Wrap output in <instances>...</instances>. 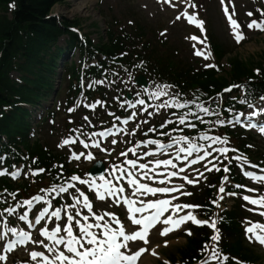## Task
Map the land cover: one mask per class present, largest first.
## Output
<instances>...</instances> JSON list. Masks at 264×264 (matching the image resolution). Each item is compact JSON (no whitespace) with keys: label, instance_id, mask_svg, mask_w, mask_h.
<instances>
[{"label":"snow or ice","instance_id":"1","mask_svg":"<svg viewBox=\"0 0 264 264\" xmlns=\"http://www.w3.org/2000/svg\"><path fill=\"white\" fill-rule=\"evenodd\" d=\"M191 7H196L194 3H191V0H188ZM221 4L224 5V14L228 20L229 27L232 30V35L234 36L237 43H240L241 40L244 39V33L240 31L241 25L233 18L235 13H229L228 7L225 5V0H221ZM260 11L261 17H264V11ZM184 19H186L189 23L195 24L196 27L200 29V31L204 32L203 24L204 22L201 20H197L195 14L189 15L186 11L182 13ZM249 16H252L253 13L249 12ZM181 17L178 15L177 19ZM247 27L251 29H256L258 31H264V19H252L247 23ZM190 39L197 40V43L203 44V40H198L197 37L193 36ZM195 47V46H194ZM207 47V45H205ZM197 56H203L204 59H208L210 54L205 55L202 50H197L195 52ZM206 67H214V65H206ZM97 83H103V81H97ZM91 87V85H89ZM171 85L161 84L157 86L156 92L148 93L149 97L153 100H160L161 97L169 96L167 89L171 88ZM240 87V86H234ZM230 91V89L226 90ZM264 100V97H261ZM240 103H247L246 99H242L239 101ZM190 102H181L176 96H169V99L163 100L161 103L156 105L157 110L163 108H176L181 109L187 106ZM102 104V101H95L92 104L85 105L91 109H95L96 105ZM127 108L136 109L137 106H145L143 111L147 112V102L145 99H137L133 101H126ZM124 107V105H120ZM252 105L249 104V107ZM196 107L203 111L206 114H210L212 112L211 109L207 107H203L200 104H197ZM74 109H68L69 112ZM231 111V109H229ZM219 116V113H215ZM109 115H114V113L109 112ZM138 115L137 111H132L131 114L127 117V119L121 120L120 117H116L123 124H127L130 120H133ZM188 115H193L196 119H200L195 113H184L178 116L179 123L181 125L186 123ZM253 115H256L254 112ZM85 120L88 119L87 116L84 117ZM237 122H239V118H236ZM147 122V121H145ZM171 123V121H168ZM217 124L223 126L226 121L225 120H217ZM227 123L231 124L232 121L228 120ZM189 127H195L194 124H189ZM249 128L256 127L257 125L249 122L247 125ZM139 127V125H137ZM161 127H164L162 124ZM115 125H112L109 128H106L101 132H92L89 136H97L102 139H107L114 132ZM79 129H75L73 131H78ZM261 134H264V126L259 128ZM153 131L152 128L148 129V132ZM167 135V133H164ZM201 139H211L212 142L220 143L222 145H227L229 141L220 136L216 137H208L201 135ZM171 143H161L159 140H145L143 143L145 146L148 145H156V150L160 152H164L167 148H172L173 144L184 142L187 144V147H179L177 149V159H184L189 164H196L199 160H203L205 157L210 155V152L203 151L204 146L198 145L193 142L187 135H182L179 137H169ZM79 140V143L83 145V148L87 149L90 147L89 143H87L83 139H79L78 137L69 136L63 139L58 147H64L66 145H73ZM117 141L112 140L111 143L115 144ZM91 147L100 148V144L97 140L91 141ZM137 147H139V143H137ZM210 147V146H209ZM104 150V149H101ZM203 151V155H197L194 159L188 160V157H192L193 153H200ZM214 151L220 152L222 155L228 153L229 151H235V149H229L227 147H222L219 149H214ZM128 152H131L133 156H136L135 148H129ZM179 153H184L185 155L181 157ZM85 153L81 151L79 156H84ZM122 156H127L126 152L121 153ZM145 155L151 156L152 153L146 152ZM79 156L77 153H72V158L78 159ZM87 159L92 158V153L89 152L86 156ZM138 159H140L138 157ZM237 161H240L243 164L249 165L251 168H258V165H251L246 156H238L235 157ZM124 163L130 166L129 169L121 168L119 165H113V169L121 173V176L115 177L117 181L123 178V174L127 173V185L126 186H118L113 182L112 179L101 178L103 183L97 184L94 182H90L88 180L81 179L77 175H72L69 179L70 181H76L79 184L87 185L89 191H94L96 194L97 201H103L107 203L106 196H111L117 199L119 202V198L123 196V205L127 206V219L131 221L132 226L129 227L126 225L121 219H119L116 214L108 211H104L103 215L98 214L94 211L93 202L90 201L89 197L85 195L83 191L76 187L75 184L67 183V187L64 185L57 186L55 184L52 185L50 189H42L44 192L51 191H59L60 193H66L69 189L75 188L76 192L79 193L80 197L83 198L82 204L83 208L87 210L88 214H83L80 210H76L71 214H67L66 223L61 220V209L57 208L55 211H52L50 216L47 217L51 219L55 218L53 221L54 226L45 227L42 224V221L46 218V214L48 213V208L52 207V203L46 201L43 196H33L31 199H26L18 205V207H23L27 205L29 211H34L32 209L33 201L36 202H44L47 204V207H43L42 210L38 212V214L34 215V222L36 225H40V236L45 237V239L49 242L47 244H43V241H33L30 233L26 231H20L15 227H11L8 231L12 234V237L5 243H3V251L4 253L12 252L16 249L17 245H25L29 242L32 243H41L46 249L48 255L42 251H32L30 253V257L32 261H35L36 264H138L139 258L146 251V248L139 247L138 250L132 251L130 247V243L136 242L138 240L144 241L147 243V237L150 234V230L154 231L155 227L158 224L167 225L168 227H164L162 231L158 233V235H166L168 232L174 230L179 227L181 224L191 220L193 224L196 225H207L209 228L213 230V234L209 237L213 243L211 246L209 244H204L201 251L203 253H209L207 256H204L200 259L199 264H226L229 262L230 258L226 255H222V253L217 248V242L221 239L218 231L216 230V221L212 220L209 222L208 220H199L196 218L192 209H199L201 205H193L188 203H173V200L177 198L172 196L170 199L167 198H158L157 194L167 195L170 193L178 192L183 187V185L177 187H167V186H157L152 187L147 183H142L141 180H155V177L149 176V172L153 171V169L149 168L147 164L141 162L137 166L136 159H126ZM157 168L160 166H164L165 168L171 167L175 169L177 165L173 163L171 159H156L154 161ZM142 170V175L140 178H136L131 171V169L137 168ZM208 171L212 169L207 168ZM219 171V169H216ZM45 169L38 168L33 175L37 172H44ZM180 171L183 172L184 169L180 168ZM225 172H228L229 169L227 167L224 168ZM260 172L264 173V168H260ZM4 172H0V175H4ZM19 173H13L12 179H16ZM170 177H175L178 175L176 171H172L167 174ZM202 175V174H201ZM244 175L250 178L253 182L264 183V175H257L253 171H244ZM187 183H193L192 180L188 179L187 176L183 177ZM224 179H227L225 177ZM160 185H164L166 183V179H161L158 181ZM224 181L222 180L219 191L223 193L225 188L223 187ZM237 187H240L237 185ZM126 188H131V194H126ZM249 191H257L256 189H249ZM151 195L154 199L143 200L139 199V197H143L146 195ZM183 195H191V193H182ZM229 195H235V193H229ZM13 197L15 198V194L13 193ZM222 199V197H220ZM73 201L75 203L65 205V210L67 209H75L77 204L81 203V200L78 199L75 195L73 196ZM243 200L248 202L249 204L256 205L261 209H264V195H259L256 198L245 195L243 196ZM217 207L220 205L213 201ZM184 215H180V213L185 212ZM6 212L11 215L14 213L15 209H6ZM167 213V215H165ZM259 215L264 217V211L259 212ZM107 217V219H106ZM20 220L26 221L28 220V212H24L19 217ZM56 221H60V223H56ZM115 225V227H113ZM31 226V225H29ZM76 229H78V233L74 234ZM96 229V231H93ZM245 234L249 236L250 240H255L261 245H264V223L261 222H253L248 221L247 226L245 227ZM66 235H64V234ZM191 235V232L188 233ZM0 241H3V235H0ZM62 246V248H61ZM154 254V253H153ZM6 255H0V261H6ZM15 264V262H13ZM167 264V262H165ZM239 264V262H237Z\"/></svg>","mask_w":264,"mask_h":264},{"label":"rangeland","instance_id":"2","mask_svg":"<svg viewBox=\"0 0 264 264\" xmlns=\"http://www.w3.org/2000/svg\"><path fill=\"white\" fill-rule=\"evenodd\" d=\"M167 1L174 7L172 13H169V11H164L161 7H159L158 3L155 0H89V1H87L86 6L81 11L77 10V8L80 5V0H65L62 5H56L54 7L51 15H54L55 17L60 18L62 20L63 19H66L68 21H72L75 19L80 20V23H81L80 27H81L84 35L89 36V39H91L93 44H98L101 42H105V38H106V20H105V18L108 20L111 18L119 17V20L121 21V23L126 24V18H121L120 15H122L123 13H126V10L128 9L130 11H133L134 12L133 14L137 15L138 21L140 23H142L147 28L146 31L148 33V36H147L148 40L153 42L154 39L156 38V31H158V30H156L155 27H157L158 25H160L161 27H166V29L169 31L165 35L167 40H168L166 42L172 43L176 46L181 45V47H182L181 51H179L177 53L178 55H181L183 58H186L188 61H192L193 58L198 59L199 62L196 61V63L200 67H206V65H214V67H215V62H214L211 55L209 56V58L207 60L204 59L203 56L195 55V52L197 50H202L205 55L209 54L208 47H205V45H207L205 39L203 38V36H199V35L197 36L198 40L204 41L203 44L197 43V40L190 39V37L195 36V34L193 33V30H195V28L190 27V26L187 27L185 25H182L179 21L175 20L174 14H178V12H179L177 7L174 5L175 0H167ZM197 2H201V6H202V8L200 9V11H201L200 13H201V16L203 19L200 18V20L204 22V24H203L204 31L206 29L205 27L206 26L208 27V25H209V28H210V31H212V35H213L214 40H215V38H217L221 43H223L222 46L225 49H227L229 52L231 51L230 52L231 55L237 56V57L244 59V60H246L247 58L248 59H257V60H263L264 59V33L263 34H258V33L255 34V32L252 33L253 29L250 30L247 27L246 20H244L246 22V29H241V31H243L245 33L244 39L242 40V42L240 44L236 45L231 41V35L227 31V24L221 18L220 12L222 11V6L224 7V5L221 4V0H217V1L216 0H197ZM245 2H246V0H225V5L228 8L232 9L233 6L231 3H234L237 5V7L235 5L236 10L238 8L239 10L242 11L244 9ZM252 2L254 4V6H253V4H249V7L251 9L255 8L256 10H258V9L260 10L261 5L257 4V0H252ZM172 6H171V8H172ZM164 15H167L169 18H165ZM104 16H105V18H104ZM262 19H264V18H262ZM148 29H150L152 31H150ZM197 29H199V28H197ZM200 33H202V32L200 31ZM165 36H164V38H165ZM156 41H158V40H156ZM63 43L64 42L61 39L59 42V45H64ZM76 54H77V52L74 53L73 57H70V54H65L66 58L60 62L61 63L60 66L62 67L63 62H66V61L69 63H72V62L78 63V58H77ZM133 61H134V59H133ZM223 64H225V62H223ZM118 72H122V71H117L116 74ZM12 77L15 78L16 77L15 74ZM59 78H61V75L60 76L57 75L53 78V80L55 82L54 84H58ZM121 79L122 78H120L119 81ZM63 80L64 81H62L61 86L65 85L64 87H66L67 80H65V78ZM126 82H129V81L127 78H124V83H126ZM118 84H119V82H118ZM118 84H117V82L115 83L116 92L109 96V101L112 102V104H110L111 109H115V107L113 106V100L115 98H117L118 95H121L123 90L132 91L131 85L128 87H122V80H121V84L120 85H118ZM64 87H62V88H64ZM157 90H158L157 87H155L151 90H148V93L156 92ZM167 91L169 93V96H173V91L171 89H167ZM125 92H127V91H125ZM142 92H145V91H142ZM148 93H147V96L145 97V100L147 102V112L143 111V108L145 106L139 108L138 113H140V114L138 116V119L140 121H136V123L128 129L129 131H132V130L140 131L142 127H146L148 129L149 128L153 129V125H156L158 123L162 124L164 122V120H166L170 117L169 115L165 116L167 109L169 111H172V112L175 109L174 107L172 109H169L168 107H166V108H163L161 111H160V109L157 110L156 105L161 103L163 100H166V96L161 97L160 100H153L149 97ZM169 96H167V97H169ZM142 98H144V97H142ZM58 99L61 101V104L63 106V104L65 103L63 90L60 91ZM177 99L180 101L179 98H177ZM253 104H254L253 107H250V108H249V104H247L246 110L242 112L244 115L242 117H246L248 119L250 116H253V117L257 116L255 118H253V120L258 122V120H259L258 118H261L264 116V106L260 105L256 102ZM76 108H81V106L77 105ZM53 110H55V109H53ZM157 112H159V113H158L156 118L159 121H157V122L156 121H148L147 123H144L145 120L147 119L146 115L153 117ZM254 112L256 113V115H253ZM60 113H62V112L60 111ZM82 113L83 112L76 113V115L79 116ZM91 113L93 115L91 117V115L89 114V117H91L89 119H91L97 123H100L101 120L103 119V117L106 115L105 110L102 111L97 107H96V110H92ZM200 114L202 115V117H204L206 113H203V111H201ZM259 114L261 116H258ZM64 117H65L64 115L58 114L57 118L55 120V122H57V120H58V122L56 123V125L54 127L49 126V125H45L43 129L42 128L38 129L37 138H39L43 144L44 143L47 144V148H49V149H52L55 151L58 148V150H62L63 152H67L66 163H68V164L73 163L76 165L86 164L85 161L83 160L84 156H83V158L81 157V159H79V160L76 158H72L73 152L78 154L81 151H83V145H81L80 143H77L74 146L66 145L64 147H58L60 142L63 139H65V137L67 136L66 134H63L65 131L62 129L63 124L60 120ZM188 117L189 118H187V120L189 121L191 118H190V116H188ZM237 117L239 118V116H237ZM246 118H244V119L239 118V122L244 121L247 123ZM141 120L143 121V123ZM231 121H232V123L230 125H232V126L236 125L235 120H231ZM246 123H244L243 126L239 125V127L243 128V129H247L248 127L246 126ZM227 124H229V123H227ZM94 125H95V123L93 124V122H91V127L89 129H85V130L79 129V131L81 133L83 131V134L86 137H89L90 134L92 133V130L95 129ZM137 125H139V127H137ZM163 125L165 126L166 123ZM147 133H148V131H146V134ZM251 133L256 136L255 138L252 136V139L254 140V146L256 147L255 149L258 150L264 156V142L260 141L262 136L261 135L257 136L256 132H251ZM78 135L81 136V134H78ZM138 135H141V132H138L137 134H134V135L128 134L126 136H120V137H116V138L111 139V141L116 140L117 142L115 144H113V143L107 144L111 153H114V154L113 155L111 154V157L108 160L105 159L108 162L109 168L107 169L106 173L104 174V176L102 178L114 179L118 186H126L127 185V173L123 174V178L121 180L117 181L115 179V177L121 176V173H119L118 171H115L113 169V167H112L113 165L111 164V160L117 159L120 157L118 159L117 163L114 165H119L121 168H125V169L130 168V166L128 164L124 163V161L126 159H136L138 163H141V161H139V159H138L139 155L133 156L129 152H128L127 156L121 157L120 155H117V154L121 153V152L117 153V151L121 148L122 145H127L129 147L130 145H132L133 143H135L138 140V138H137ZM122 141H125V143H122ZM207 144H209L210 147L209 146L206 147L205 151L210 152V154H211V152H214V149H216L217 146L213 142H208ZM222 147L223 146L220 144L217 147V149L222 148ZM84 153L86 156L87 152H84ZM220 155H221L220 152L218 154L217 153L215 154V156H220ZM262 155H261V157H262ZM224 157H225V154H224ZM194 158H195L194 156L188 157V160L194 159ZM154 161H147V160L143 161V163L147 164L148 167H150L152 165L150 168L153 169V171L149 172L148 174H150V173L151 174H157L155 179H161L160 175H162L163 179H166V183L164 185H160L158 182H155L153 180V182H155V184L152 185L153 182L151 180H141L142 183H147L150 186L152 185L153 187H157V186L177 187V186L183 185V187L178 192L170 193V194L163 195V196L161 194H157L158 198L170 199L172 196H175L177 199L173 200L172 201L173 203L191 204L190 200H189L191 196L183 195L182 193H191V195H193L194 193L197 194L198 192H202L205 188L209 187V180L206 178L207 173L209 171L206 169L205 165H203L204 168L201 170H199L198 165H194V166L190 167L189 170H186V169H184V164L186 163V160L183 162V161H180V159H177V161L179 163L175 162V164L177 165V167L175 169L171 168L170 166L167 168H165L164 166H160L159 168H157ZM238 165H239V167L240 166L244 167V164L241 163L240 161H237V166H236L237 168H238ZM195 166H198V167H195ZM218 166H219V161L213 162L212 157L207 161V168H211V167L218 168ZM82 167L85 168L86 165H83ZM180 168H183L184 171L181 172ZM131 171L133 172V174L136 178H140L139 176L141 175L142 171L136 172V168L131 169ZM172 171H176L178 173V175L175 177L168 176L167 174L172 172ZM238 171H239V168H238ZM107 173H108L109 178H107L105 176ZM185 176H187L188 179L192 180L193 183H191V184L187 183L186 180L183 179V177H185ZM81 179L85 180V177L81 178ZM87 180L92 182L88 178H87ZM21 183H23V180L20 181L18 184H21ZM95 183L100 184L101 182H95ZM75 185L77 188H79L84 193L86 191H89L87 185H82V184H79L78 182H76ZM225 185H228V183L226 181L224 183V186ZM249 189H256L257 191L253 192V191H249ZM243 191L244 192L242 194L233 195V197L230 199L231 202H229L227 204V207H229L232 204L233 200H241V201H243V203H245V205L249 211L248 218L243 221L244 226L245 227L247 226L248 221L264 223V217H262L258 214L259 212L264 211V209H261L256 205L249 204L248 202L243 200V196H245V195L251 196L253 198L258 197L259 195H264V184H262V183L251 184L250 183L249 185H246L243 188ZM130 194L131 193H128L127 195H130ZM74 195L78 199L81 200V203L77 204L75 209L65 210V207H64V212H62L64 219L62 218V220L65 223L67 222L66 221L67 214H71L76 210H80L83 214H88L87 210L83 208V204H82L83 198L80 197L79 193L76 192L75 188L70 189L69 192H67L66 194H64V196H62L60 198L61 199L66 198L68 200V202L65 205H68V204L75 203V201H73V199H72ZM87 196L90 199V195H87ZM91 196H93V197L90 199V201L93 202V205L94 204L97 205V206H94V211H96L98 214L102 215V214H104V211H108V212H112V213L116 214V216L119 215L120 219L122 221L128 220L127 216H126V212L125 211H122V212L119 211V208L121 205L120 202L110 201L107 203H99L95 199V193L93 195L91 194ZM52 197L54 198L56 196L53 194ZM139 199H143V200L147 201L150 199H154V197H152L149 194V195H146L143 197H139ZM117 202H118V204L116 205ZM100 205H102V207H99ZM219 205L220 206L217 207L218 211H220L222 208L225 207L222 204H219ZM42 207H47V204L44 203L39 208H35L34 211H29V208L27 207V205L25 207L24 206L23 207L17 206V208H16L17 211L14 213V215H15V217H14V224L15 225L14 226L19 228V230L30 232L31 230L27 228V225H23L21 223L19 216L22 215L24 212H28L29 217L32 218L34 216L35 212L40 211ZM49 208L52 209L51 207H49ZM187 211H189V210L186 209L185 213ZM191 211H193L194 214L197 213V209H192ZM48 212H49V210H48ZM1 216H3V214H0V217ZM47 217H49V215H47L46 218L42 221V224L46 228L49 226H54L53 221H55V218L52 217L51 219H49ZM106 219H107V217H106ZM56 223H60V222L56 221ZM195 226H196V224H193L192 222H190V224H188L186 229H191ZM39 229H40V227L39 228H33L34 233L37 234V237L34 239V241H43V244H46L48 241L45 239V237L40 236ZM33 231H31V232H33ZM152 232H151V235L147 237L149 240H151ZM76 233H78V229H76L74 234H76ZM62 234H64V233H62ZM64 235H66V234H64ZM245 237H246L247 241H249L255 247H257L258 244L255 242L254 239L250 240L249 236L246 234H245ZM169 241H170L169 242L170 245L168 246L169 248H176L183 243V240L181 238H171ZM158 242H162V241H160V239H156L153 242L152 248L156 245L154 243H158ZM43 244L34 243L35 246H40L42 249H45ZM134 245L136 246V248H131L132 251H134L133 249L136 250L137 247L138 248L144 247L142 244V241H140V240L136 241ZM217 248L219 250L218 246H217ZM257 251L259 252L260 249L257 248ZM162 254L166 255L167 253L162 252ZM157 255L160 257V259L158 258V259L151 260L150 264H158L160 261H163V264H165V262H167V264H170L167 260L161 259L163 255H160L158 253H157ZM213 264H215V262H213ZM263 264H264V262H263Z\"/></svg>","mask_w":264,"mask_h":264},{"label":"trees","instance_id":"3","mask_svg":"<svg viewBox=\"0 0 264 264\" xmlns=\"http://www.w3.org/2000/svg\"><path fill=\"white\" fill-rule=\"evenodd\" d=\"M10 1L15 5L11 18L0 15V134L6 135L11 142L20 135L22 145L28 149L26 112L14 105H17L18 101L32 103L52 86V75L61 56L60 49L55 46L56 39L64 32L54 19L46 18L55 5L62 4L65 0H0V10L6 12V4ZM62 24L65 28L70 25L66 21ZM52 47H55V50L52 51ZM101 50L112 54L117 49L114 46H105L101 47ZM216 55L217 60H220L223 50L216 49ZM16 59L18 60L14 65ZM150 59L156 66L160 65L167 73L165 78L176 81V85L183 92L196 88L206 92L218 91L227 84L226 78L217 79L212 71L194 72L190 66L177 60L172 54H154ZM253 64L252 61L230 59L232 78H241L244 73L250 74L251 69H248V66ZM13 70L21 74V85L9 79V73ZM229 74L227 78L231 79ZM260 85L264 87V80H261ZM3 108H6L7 112L4 113ZM27 151L29 154H40L41 160L46 159L37 145Z\"/></svg>","mask_w":264,"mask_h":264},{"label":"bare ground","instance_id":"4","mask_svg":"<svg viewBox=\"0 0 264 264\" xmlns=\"http://www.w3.org/2000/svg\"><path fill=\"white\" fill-rule=\"evenodd\" d=\"M87 1H89V0H80V5H79V7L77 8V10H78V11H81V10L86 6ZM165 215H167V213H166ZM179 227H180V226H179ZM179 227H177V228H179ZM175 229H176V228H175ZM95 231H96V230H95Z\"/></svg>","mask_w":264,"mask_h":264}]
</instances>
